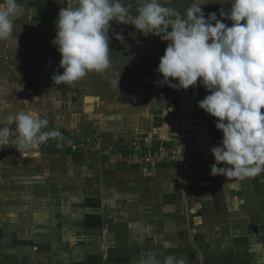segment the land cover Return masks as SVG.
<instances>
[{
	"label": "crops",
	"instance_id": "obj_1",
	"mask_svg": "<svg viewBox=\"0 0 264 264\" xmlns=\"http://www.w3.org/2000/svg\"><path fill=\"white\" fill-rule=\"evenodd\" d=\"M18 2L13 37L0 42V128L23 110L90 142L148 140L179 156L197 149L215 163L211 149L223 133L198 106L210 93L199 83L157 86L160 60L151 49L139 53L133 25L112 22L106 72L55 85L63 73L55 21L72 0ZM123 2L137 15L139 0ZM15 141L0 154V264H147L169 255L186 264H264V173L242 181L197 175L185 187L174 165L130 170L116 153L17 150Z\"/></svg>",
	"mask_w": 264,
	"mask_h": 264
},
{
	"label": "clouds",
	"instance_id": "obj_2",
	"mask_svg": "<svg viewBox=\"0 0 264 264\" xmlns=\"http://www.w3.org/2000/svg\"><path fill=\"white\" fill-rule=\"evenodd\" d=\"M170 0H139L137 15L123 0H72L61 8L52 41L61 56L63 73L54 74L55 85L72 86L89 73L111 67L109 30L113 21L130 24L145 36L167 42L156 71L163 80L157 86L175 90L195 88L210 94L199 107L216 118L223 133L221 144L211 149L215 163L211 175L235 180L264 173V0H228L231 7L206 17L202 6L220 0H193L181 15L165 6ZM222 4V3H221ZM23 14L18 0H0V42L11 41L15 21ZM231 21V26L224 23ZM116 39L123 40L117 34ZM119 83V82H118ZM27 102V101H26ZM16 124L17 150H36L59 131H44L49 121L33 112L8 117ZM11 129L0 128V146L10 143ZM223 165V167H220ZM147 264H186L169 255Z\"/></svg>",
	"mask_w": 264,
	"mask_h": 264
},
{
	"label": "built area",
	"instance_id": "obj_3",
	"mask_svg": "<svg viewBox=\"0 0 264 264\" xmlns=\"http://www.w3.org/2000/svg\"><path fill=\"white\" fill-rule=\"evenodd\" d=\"M40 118L45 119L43 117ZM5 127L11 129L12 135L8 145L0 146V154H3L5 149L17 138L15 123L8 124ZM52 130L59 131L61 135L56 138H50L44 143L45 145L56 146L73 156H84L91 153H116L130 170L146 168L154 171L163 166L174 165L177 167V172L173 178L185 187L193 176L211 173L212 164L204 161L197 149L181 150V155L179 156V152L167 147L154 146L148 140L135 141L131 145L125 146H104V142L101 140L90 142L89 140L81 139L73 131L61 130L49 121L48 127L44 131Z\"/></svg>",
	"mask_w": 264,
	"mask_h": 264
},
{
	"label": "rangeland",
	"instance_id": "obj_4",
	"mask_svg": "<svg viewBox=\"0 0 264 264\" xmlns=\"http://www.w3.org/2000/svg\"><path fill=\"white\" fill-rule=\"evenodd\" d=\"M220 2L222 4L221 3H210L206 6H202V11L204 12L205 16L207 17L209 13H213V12H215L217 15H219L221 9H224L225 11H227L229 9V7L225 6V4H227L228 0H220ZM161 3H164V0H161ZM192 3H193V0H170V3L166 4L165 6L173 7L181 15H183L185 13L186 9ZM139 34L141 36L142 46L144 47V48H141V50H140L141 52H139V53L143 54L144 50L147 52L148 50L151 49V51H149V52L155 53L156 58L158 60H160V58L164 55L165 50L167 48V42L162 41L159 37H156V36H145L140 32H139ZM156 90L157 91L153 94V96L155 98L158 96V89H156ZM53 125H55V124L53 123ZM59 129H61V128H59ZM103 144H104V146L109 145L106 143H103Z\"/></svg>",
	"mask_w": 264,
	"mask_h": 264
},
{
	"label": "trees",
	"instance_id": "obj_5",
	"mask_svg": "<svg viewBox=\"0 0 264 264\" xmlns=\"http://www.w3.org/2000/svg\"><path fill=\"white\" fill-rule=\"evenodd\" d=\"M157 90H153L152 92H151V95H153L155 92H156ZM147 93V92H146ZM150 93V92H149Z\"/></svg>",
	"mask_w": 264,
	"mask_h": 264
}]
</instances>
